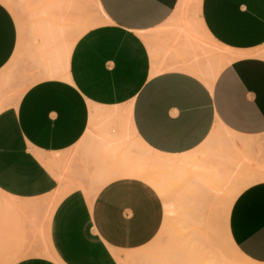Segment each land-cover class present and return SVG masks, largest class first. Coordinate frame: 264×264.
Listing matches in <instances>:
<instances>
[{"label": "crops", "instance_id": "1", "mask_svg": "<svg viewBox=\"0 0 264 264\" xmlns=\"http://www.w3.org/2000/svg\"><path fill=\"white\" fill-rule=\"evenodd\" d=\"M187 2L98 0L104 22L84 31L64 61L54 55L64 79L43 73L36 43L21 40L0 0V195L13 206L0 227L13 242L21 233L33 250L21 257L19 247L0 264L143 258L132 253L161 231L163 199L138 177L100 183L97 145L87 134L111 130L115 140L123 131L116 111H128L130 128L159 153L215 147L211 160L197 158L243 185L230 207V237L264 264V0ZM56 59L51 68L60 67ZM110 112L109 123L96 119ZM42 242L46 251L35 254Z\"/></svg>", "mask_w": 264, "mask_h": 264}, {"label": "bare ground", "instance_id": "2", "mask_svg": "<svg viewBox=\"0 0 264 264\" xmlns=\"http://www.w3.org/2000/svg\"><path fill=\"white\" fill-rule=\"evenodd\" d=\"M7 1L9 3L13 2V0H7ZM42 1H45V0H42ZM52 4H53L54 8L56 6L60 10H63L64 12L65 11L67 12V10L78 9L79 6H78L77 0H52L48 4H45L46 7L42 6V8L40 9L39 13H41V15H45L44 20L40 23L38 22V24L36 26H34V24H33L32 30H31L32 37L35 38V39L33 38L34 40L38 41V43H40L42 46L43 45L49 46L48 48L45 47L47 49H50L46 53V57H45L46 65H43L45 68H47L46 71L49 70V74L55 75V76L57 74L61 73L63 76L62 78L65 79V77H67L68 73L64 70L65 67L64 68L62 67V63L60 61L61 57H62L61 60L64 61L63 60L64 56L67 57L69 55L70 50L73 47V44H75L74 42L76 41V39L80 35H82V33L84 31H86L87 29H89L92 26L94 27L95 25H98V24H101L102 22H104L105 14L103 13V11L101 9L100 4L98 3V0H94V4L97 6V8H99L100 12L102 13V17L100 19H97V20L93 19V18H87V19H84L83 21H77L75 23V25L72 27L75 29V31H74L75 39L72 36L73 40L69 39V40L65 41V43L63 42L64 46L62 47L61 51H59V53H58L55 49L56 47L52 48V46H54L53 44H55V41L57 43L58 42L57 40L66 37L68 30H69V26L67 24H65L64 22L68 21L70 19H65V16H66L65 14H67L68 12L67 13L63 12L64 18L63 17L58 18L59 13L57 15H55L58 19L50 16V14H52V12L54 11L53 10L52 12H50L52 9L49 11V8L52 6ZM42 5H44V4H42ZM57 8L55 10H58ZM100 16L101 15H99V17ZM66 18H67V16H66ZM53 19H56V20H53ZM71 33H73V32H71ZM59 42H62V40ZM40 44H39V46H40ZM37 50H38V48H37ZM45 50L46 49H44V51ZM57 53L59 54V56H61L59 59H56L58 56L54 57V55ZM208 53H209V51H208ZM49 56H51V59ZM53 57L56 59V63L58 62L57 64H60V67L51 68V65L55 64V62L53 63V61L55 60V59L53 60ZM42 61H44V60H42ZM224 64H225V62H224ZM54 66H56V64ZM42 69H44V68H42ZM199 72H200V70H199ZM46 74H48V73H46ZM49 74H48V76H49ZM101 107H103V106H101ZM127 109L128 108H126L125 110H127ZM121 113H123V112L121 111ZM128 114H130V113L127 111V115L122 117L121 114H119L117 111L115 112L114 115L116 117L121 118V123H119V127H121L123 129V131L118 132L116 134L115 140H113V141H112L113 135L110 137L109 136L110 133L107 134L111 130H108L107 133L104 132V133H99V134H96V133L92 132V130H90L94 134V136H93L90 133V136L94 137V139H98L99 151L101 152V155L104 156L105 158H109L110 162H112V161L115 162V165L113 167L111 166V168H109V170L106 173H104V174L98 173L97 176L99 178L100 183H104L105 182L104 180H106V178H109V177H115L116 178L118 176H133V177L141 178L142 180H144L145 182L150 184L154 188V190L157 191V193L160 196H163V198H164L163 205H164V209H165L164 212L167 215H171L174 213L175 203L173 201V197L170 196L169 191L167 190V184H168L167 182L172 181V180L175 181L176 179H188V178L190 179L191 178L190 181L185 186L184 191L182 192L183 193L182 202L185 205H191V204L193 205L197 202H200V204H201V202L204 201V203H203L204 205H205V203L207 205L208 204L210 205V206L209 205L207 206V208L209 210V214L208 213L207 214L210 216H208L206 213H204L209 218L214 216L215 210L218 209L217 211H219L218 214L220 215L219 218L222 221L221 226L223 228V231H222L223 236H221L222 241H221V237L219 235V240H220L219 244L221 243L219 246L218 245H211V246L208 245L209 243H212L211 241L209 242L210 238H209L208 232H209L210 228H209L208 222H206V224H205L206 226L201 227L202 230H201V228H197L196 233L204 235V239H205V243L203 242V244H201V245H205L206 243H208L206 245L208 247H210L211 249H213L210 253L211 256L204 258V261L202 262V264H263V263L255 262L254 260H251L250 258L243 255L239 251V249L235 246V244L233 243V241L230 237L229 227H228L230 207H231V204H232L234 198L238 194V192L241 191L240 189L243 187V185L240 183V185L238 184L239 187L236 188L234 191L226 192V190H228V189H226V187L228 186V188H229L230 186H232L234 184V183L232 184V181H234V180H231V176H230L231 174H228L229 172H227V171L221 172L219 170L218 166L213 165L212 161L210 163L211 156H212V154H214V151H215V147L213 148L212 144L209 145L208 142H205V143H208L207 144L208 146H206L207 147L206 150L204 147V149H201V152L199 151V154L197 152L196 155H191V156H189L188 153H184L181 155H167V154L159 153V152L151 149L149 146H147L144 142H142L139 139V137L132 130L134 127H132V129L130 128V125H129L130 121L128 123V118H127ZM110 115H111V112L110 113H100L96 117V119H100L102 121V118H105V121L108 122ZM93 121H94V118H93ZM118 130H120V129H118ZM212 136H211V138H212ZM229 140H230V138H229ZM221 148H222V146H221ZM217 153H218V151H217ZM217 153L215 152V154H217ZM204 154H207L210 157L209 161L207 158L206 162H209L207 164H204L205 162L199 163L200 160L197 158V157H200L201 155H204ZM226 155H227V153H226ZM226 157H225V160L228 159V156H226ZM213 160H215V159L213 158ZM204 165H206V166H204ZM196 167H200V168L205 167V169H207L209 173L204 174L203 170H201V169H200L201 172L199 171V173L198 172L196 173ZM101 168H102V166H101ZM220 169H221V167H220ZM99 172H101V171H99ZM223 179H226V182L231 184L230 186L228 185V183L224 184V185L222 184L223 188L226 186L224 189L225 193L219 189L218 185H220V184H218V185L216 184L218 182L220 183ZM243 183H244V181H243ZM247 184H249V183H247ZM96 190L97 189H95V191ZM95 191L93 190L92 192H95ZM93 194L94 193H91L89 196L92 197ZM198 194H201V195L203 194L206 197H203L204 200L201 199V201H200L199 200L200 198L198 199V197H200ZM87 196H88V194H87ZM204 205H202L203 211H204ZM210 209H211V211H210ZM198 210H201V209H197V212H198ZM191 214H193V213H191ZM191 214H189V211H188L184 215L187 216V215H191ZM218 214H216V215L218 216ZM189 217H191V216H189ZM199 217H201V216H199ZM209 218H206L205 221L208 220ZM215 222H217V221L215 220V217H214V223ZM182 223H183V221H182ZM202 223H203V221H202ZM215 224H213V225L215 226ZM217 225L219 226V224H217ZM215 229L216 228L212 229V231L214 232ZM160 232L161 231H159V233ZM213 232H211V233H213ZM197 236L198 235H196V237ZM214 238L215 237H213V239ZM193 239H195V238H193ZM155 240H156V238H155ZM155 240H153L152 242L154 243ZM152 242H151V244H152ZM155 243H157V241ZM157 248H158V246H157ZM225 248H227L231 252L230 255H229V252H228V254H226L227 251H225L226 253L224 252L223 249H225ZM153 250H154V248H153ZM141 252H142V250H141ZM155 252H157V251H155ZM132 254L134 256L139 255L142 258L143 257L142 254H144V252L141 254H138V253H136V254L132 253ZM232 254L234 256L233 258L230 257ZM153 259H151V262L153 261ZM128 260H129V257L127 258V261ZM155 260L157 261V259H155ZM125 261H126V256H125ZM130 261H131V258H130ZM130 261H129V263H134V262H130ZM145 261L148 263L147 257H146ZM156 261H155V263H156ZM159 261H160L159 264H174V263H169L166 261H162V262H161V260H159ZM183 262H184V260H183ZM119 263L120 264H126L127 262L123 263V261H121V259H120Z\"/></svg>", "mask_w": 264, "mask_h": 264}, {"label": "rangeland", "instance_id": "3", "mask_svg": "<svg viewBox=\"0 0 264 264\" xmlns=\"http://www.w3.org/2000/svg\"><path fill=\"white\" fill-rule=\"evenodd\" d=\"M3 1L5 2V5L10 9V11L13 13V15L15 16V18L17 20L19 30H20L21 40L23 39L24 35H27V36H29L30 39H32V41L34 43H36V45L35 44L33 45V56L37 58V64L39 65V67L44 68V69H42L43 73L48 76L49 70L46 71L47 68H45L43 65H46V63H45L46 53L48 50H50V49H48L47 51L46 50L44 51V49H47L49 46L43 45L44 46L43 47L40 43H38V41L34 40L35 38L32 37L31 30H32L33 24H34V26H36L38 24V22L40 23L44 20L45 15H41V13H39L40 9L42 8V6L46 7L45 4H48L52 0H49V1L48 0H45V1H42V0H13L12 3H9L5 0H3ZM77 1H78L79 8L73 9V10H67L68 13L66 11L64 12L63 10H60L56 6L54 8L53 4L49 8V11L52 9L50 12H52L54 10L52 12V14H50V16H52L53 18L54 17L56 19L61 18V17H63L64 13H67V14H65L67 16V18L65 16V19H70V20L64 22L65 24H67L69 26V30L67 33L68 36L66 35V37L57 40L58 46L56 45V41H55V44H53L54 46H52V48L56 47L55 49L58 53H59V51H61L62 47L64 46L65 41H67L69 39L73 40V38L75 39V35H74L75 29L72 27L75 25V23L77 21H83L84 19H87V18H93V19L97 20V19H100L102 17V13L100 12L99 8H97V6L94 4V0H77ZM191 2H193V0H188L187 3H191ZM42 4H44V5H42ZM56 8L58 10H55ZM58 13H59V17L57 18L55 15H57ZM99 15H101V16L99 17ZM22 16H23V18H22ZM56 19H53V20H56ZM71 32H73V33H71ZM72 36H73V38H72ZM61 40H62V42H59ZM39 44H40V46H39ZM45 47H47V48H45ZM37 48H38V50H37ZM42 60H44V61H42ZM46 73H48V74H46ZM50 75L51 74H49V76ZM51 76H55V75H51ZM56 76L63 77L61 73L57 74ZM90 130H92V129L89 128L87 130V134L90 135V133H91L94 136V134L92 133L93 131L91 132ZM95 142L97 145V152H98L99 163H100L99 169L96 172H97V175H98V173L104 174L109 170V168H111V166L113 167L115 165V162L114 161L110 162L109 158H105L104 156H102L101 152L99 151L98 139H95ZM200 162H202V161L200 160L199 163ZM101 166H102V168H101ZM204 166H206V165H204ZM200 169L203 170L204 174L209 173L208 170L205 169V167L204 168L196 167V173L197 172L199 173ZM99 171H101V172H99ZM228 174H231V173H228ZM61 178L62 177L59 175V179H61ZM190 179L189 178L188 179H176L175 181L172 180L173 182L172 181L167 182L168 183L167 184V190L169 191L170 196L173 197V201L175 203L174 213L171 215H167L165 213V218H164V222H163L164 225H162L164 228L161 227V232L156 237V240L154 241V243L150 244L145 249L144 254H143V259H139V260L135 261L133 264H154L156 261L155 259H157V261H158V262L156 261L155 264H159L160 263L159 260H161V262L166 261V262L174 263V264H188V263L189 264H202V262L204 261V258L211 256L210 253L213 250L206 245L208 243H206L205 245H201V244H203V242L205 243L204 235L196 233L197 228H201V227L206 226L205 225L206 222L209 223V228H210L208 234H209V238L211 240L209 239V242L210 241L212 242V243H209L208 245L209 246H211V245H218L219 246L221 244V243L219 244V242H220L219 235H220V237L223 236V234H222L223 228L221 226L222 221L219 218L220 215L218 214L219 211H217L218 209L215 210V215L209 218L208 216H210V215H208L209 210L207 208V206L209 204L207 205L205 203V205H204L203 204L204 201L201 202V204H200V202H197L193 205L192 204L191 205H185L182 202V200H183V198H182L183 193L182 192L184 191L185 186L190 181ZM227 183L228 182H226V179H223L220 183L218 182L216 184L217 185L220 184V185H218L219 189L225 193L224 189L226 186L224 188L222 186L224 184H227ZM232 184L233 185L230 186L231 184L228 183V185L231 188L229 187L230 188L229 189L227 186L226 189H228V190H226V192L234 191L236 188L239 187V186H235L236 185L235 181H232ZM69 189L70 188L63 189L62 192L60 193V196L63 195L64 193H66L67 191H69ZM90 194L91 193H88V196H87L88 199H91V197L89 196ZM198 195L200 196V197H198V199L200 198L199 199L200 201H201V199L204 200L203 197H206L203 194L202 195L198 194ZM161 198L164 201L163 196H161ZM4 201H6V200L3 199L0 195V216L3 213L8 214L9 212H11V210L13 208V206H11V209L5 207ZM202 205H204V211L202 209ZM197 209H201V210H198V212H197ZM188 211H189V214L193 213L194 215L191 214V215L185 216L184 214H186ZM210 211H211V209H210ZM204 213H206V214L208 213L207 214L208 216H206V214H204ZM216 214H218V216ZM189 216H191V217H189ZM199 216H201V217H199ZM214 217H215V220L217 221V222H215L216 224L214 223ZM206 218H209V219L205 221ZM182 221H183V223H182ZM202 221H203V223H202ZM213 224H215V226ZM217 224H219V226ZM214 228H216V229L213 232L212 229H214ZM201 230H202V228H201ZM20 231L22 232V228ZM210 231L213 233H211ZM196 235H198V236L196 237ZM213 237H215V238L213 239ZM193 238H195V239H193ZM12 239H13L12 236H7V232L6 231L3 232V227H0V256L1 257L4 258V256L11 254L14 250H17L19 247H21V250L23 251V254L21 257H24L28 253H32L33 250L29 251V249H28L31 244L25 242V237L22 236L21 233H20V237H18V239H17L18 240L17 242H13ZM156 241H157V243H155ZM221 241H222V237H221ZM24 243L26 244V246L25 245L23 246ZM40 246H41V248L34 249L35 254L43 255V253L46 251V248L48 245L45 242H42ZM157 246H158V248H157ZM153 248H154V250H153ZM225 249H223L224 252L227 251V253L226 252L225 253L228 254V252H229V255H230L231 252L227 248H225ZM153 251L154 252L157 251V252L154 253ZM146 257H147L148 263L145 261ZM230 257L233 258L234 257L233 254ZM150 258L151 259L154 258L152 262H151ZM183 260H184V262H183Z\"/></svg>", "mask_w": 264, "mask_h": 264}]
</instances>
